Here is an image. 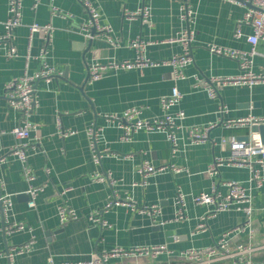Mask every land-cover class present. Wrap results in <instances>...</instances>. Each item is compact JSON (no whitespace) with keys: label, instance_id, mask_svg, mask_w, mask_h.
<instances>
[{"label":"crops","instance_id":"obj_1","mask_svg":"<svg viewBox=\"0 0 264 264\" xmlns=\"http://www.w3.org/2000/svg\"><path fill=\"white\" fill-rule=\"evenodd\" d=\"M84 1L22 0V24L10 36L17 56L9 58L0 50V158L5 157V162L0 161V182L3 193L9 194L13 203L7 220L0 219V249L7 251L35 239L31 252L16 256L13 262L5 259L2 264H84L114 248L158 246H166L170 253L115 257L107 264H185L179 256L181 252L214 245L225 232L246 219L240 211H226L210 218L204 230H198L202 217L213 207L196 205L192 196L210 192L214 184L226 194L225 183L230 181L247 186L250 171L246 167L221 166L213 176L207 171L215 159L230 155L229 147L222 144L224 137L245 136L249 130L226 129L218 124L206 142L195 144L189 128L217 123L220 102L230 110L224 120L249 114L264 116L263 85L219 88L218 99L195 88V75L209 78L239 74L236 59L214 54L208 46L250 50V26L242 27L244 36L240 39L234 35L237 21L249 7L243 0H87L98 9L99 25L111 29L110 34L96 32L90 40L82 32L91 20ZM53 6L64 15H53ZM143 6L149 9L150 24L140 17H128V13ZM185 7L191 11L189 20L181 18ZM9 18V0H0V36L7 34ZM35 23L53 27L51 45L42 33L31 35L30 27ZM185 30L194 35L193 62L182 68L185 79H176L172 65H158L109 71L103 79L88 82V67L94 61H135L137 52L131 43L137 38L150 43L145 52L147 59L160 62L183 55L185 47L176 40ZM46 48V62L56 76L50 83L36 82L37 106L31 118L36 130L31 134L28 151L36 179L31 185L23 175L21 161L10 154L20 143L12 131L21 122V115L9 107L5 86L26 70L31 74L40 71ZM256 49L259 55L255 57L254 70L264 72V42ZM173 87L183 94L173 112L186 113L176 132L179 151L175 154L165 133L141 129L130 140H124L118 123L106 118L122 116L134 107L141 110V119L158 118L162 115L160 100ZM92 127L102 128L98 147L109 154L99 163L94 162L87 135ZM146 161L184 171L177 173L169 168L145 182L139 168ZM98 173L108 175L110 180L97 181L94 177ZM31 186L42 188L34 208L28 205ZM179 192L187 195L186 218L174 221ZM251 194L252 228L233 241L255 246L253 260L264 264V186ZM116 200L122 202L107 207ZM63 205L75 209L79 219L62 224L59 210ZM143 206H157L160 212L142 213ZM99 211L105 225L89 220ZM16 223L26 228L8 233L6 226Z\"/></svg>","mask_w":264,"mask_h":264},{"label":"built area","instance_id":"obj_2","mask_svg":"<svg viewBox=\"0 0 264 264\" xmlns=\"http://www.w3.org/2000/svg\"><path fill=\"white\" fill-rule=\"evenodd\" d=\"M146 1V0H144ZM247 4H251L254 8H249L244 17L237 21L235 26V38L240 39L243 35L242 27L250 26L252 34L247 36V41L252 45L251 49L239 50L218 45H209V50L218 55H223L236 59L239 62L240 72L236 76H213V77H200L195 75L196 83L195 88L204 89L210 98L218 99L220 97L219 88L225 87H238L246 86L252 88L256 85L264 86V72H255V57L259 55L256 46L260 42H264V0H243ZM84 9L89 14L91 20L82 29L84 36L90 40L94 39V30L111 33L109 27H101L99 25V12L98 9L89 1H84ZM53 15H64L62 11L53 6ZM9 14L10 18L6 23L7 34L0 36V50H4L9 58L17 56V49L10 43L11 32L15 27L22 24V0H9ZM130 19L142 18L144 23L150 24V12L146 6L141 7L138 11L128 13ZM181 18L189 20L191 18V11L185 7L183 8ZM31 35L42 33L48 45H51L53 39V27L51 25H39L37 23L30 27ZM109 41L115 44L110 35ZM193 33L185 30L178 37L176 41L181 42L185 47L183 55L175 56L166 61H153L145 57V52L150 44L141 38L132 41L131 47L137 52L135 61L117 62L109 60L107 62L94 61L88 67V82L94 83L105 77L109 71H119L134 68H145L158 65H172L175 67L176 79H185L182 68L193 62L191 54V43L193 41ZM48 55L47 48L44 50L42 58H44L43 68L31 74L28 70L18 79H13L5 86V92L8 99V105L11 109L17 111L21 115V122L13 129L12 133L20 141L19 145L10 150V154L14 155L23 166V175L27 182L31 185L36 179L35 172L29 165V148L31 147L30 139L31 134L36 130V126L31 121L34 110L37 106V92L36 82L45 80L50 83L54 80L56 73L52 67L46 62ZM183 98L182 92L178 87H173L169 95L161 98L162 115L155 119H141V110L134 107L126 111L122 116L106 115L108 120L118 123L119 128L123 131V139L130 140L132 135L141 130L146 129L150 132H163L166 134L168 141L171 143L173 154L179 151V139L177 137V129L180 128L179 121L186 118V113L183 110L173 112V108L178 106ZM229 108L224 103H219V121L211 123L204 127L192 126L189 128V134L192 143L201 144L208 140L211 129L218 124L224 125L226 129H248L249 133L245 136H238L231 134L222 139V144L229 147L230 155L225 158H218L210 165L207 173L211 176L219 172L221 166H235L246 167L250 171L247 186L242 185L236 181L226 182L228 187L226 194H222L218 190L217 184H214L210 192H203L198 195H193L192 200L196 205H208L213 208L208 211L206 216L202 217L199 223L198 230L206 228L207 221L215 217L218 213L237 210L245 215V222L239 226L225 232L222 237L214 244L203 248H191L179 254L181 259L185 260V264H218L221 262L232 261L233 264H255L253 255L257 248L251 244L234 243V239L241 232L248 228H252V216L254 213L253 196L251 192L254 189H261L264 186V140L259 131H254V127L264 126V116H257L249 114L247 116L237 119L224 120V115L229 113ZM102 128L92 127L87 131L88 139L91 148L94 152V162H101L102 157L109 155L106 151H101L98 143L101 137ZM2 132L0 131V135ZM1 162H5V157L0 158ZM171 168L174 172H183V169H178L175 166H160L157 167L150 162L146 161L139 168V173L143 179H148L157 174L165 172ZM97 181L110 180L108 175L96 174ZM3 185L0 182V219L7 220V215L12 208L11 196L3 193ZM42 191L41 187L31 186L29 190L30 202L29 207L36 206V199L39 192ZM68 191V190H66ZM186 197L183 192H179L176 196V204L178 210L174 221H182L186 218ZM122 201H111L107 207L113 204H119ZM136 206V204L134 203ZM142 213L155 215L159 213L157 206H143ZM101 211L94 213L89 217V220L100 225L106 223L101 218ZM60 221L65 224L70 221L79 219V215L75 209L67 205H63L59 210ZM156 220V219H155ZM7 224V222H5ZM165 224V223H161ZM26 227L23 224H14L9 227L6 226L8 233L15 231H22ZM253 231L252 229L250 230ZM35 247V239L32 238L28 242L9 248L7 251L0 249V264L6 259L13 262L15 257L31 252ZM167 252L166 246L158 247H134L131 249L114 248L111 251H104L98 255L93 261L84 264H107L109 259L115 257H142V256H158ZM170 253V252H167Z\"/></svg>","mask_w":264,"mask_h":264},{"label":"water","instance_id":"obj_3","mask_svg":"<svg viewBox=\"0 0 264 264\" xmlns=\"http://www.w3.org/2000/svg\"><path fill=\"white\" fill-rule=\"evenodd\" d=\"M245 3V2H244ZM246 5L249 7V8H254L251 4H247ZM94 33H96V31L94 30ZM254 131H259L262 135V139L264 140V126H259V127H254L253 128Z\"/></svg>","mask_w":264,"mask_h":264}]
</instances>
